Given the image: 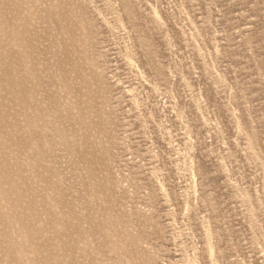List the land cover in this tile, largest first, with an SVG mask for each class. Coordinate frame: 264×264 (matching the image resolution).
I'll return each instance as SVG.
<instances>
[{
    "label": "rangeland",
    "instance_id": "1",
    "mask_svg": "<svg viewBox=\"0 0 264 264\" xmlns=\"http://www.w3.org/2000/svg\"><path fill=\"white\" fill-rule=\"evenodd\" d=\"M0 32V264H264V0H0Z\"/></svg>",
    "mask_w": 264,
    "mask_h": 264
},
{
    "label": "bare ground",
    "instance_id": "2",
    "mask_svg": "<svg viewBox=\"0 0 264 264\" xmlns=\"http://www.w3.org/2000/svg\"><path fill=\"white\" fill-rule=\"evenodd\" d=\"M2 32V31H1ZM0 32V33H1ZM8 32V31H7ZM4 33H5V31H4ZM3 33V34H4ZM8 34V33H7ZM6 35V34H5ZM3 38V37H2ZM5 40V39H4ZM20 40V39H19ZM9 42V41H8ZM24 47V46H23ZM18 50V49H17ZM22 52V51H21ZM24 52V51H23ZM25 53H26V51H25ZM22 55V54H21ZM17 57V56H16ZM7 59V58H6ZM3 60V59H2ZM8 60H9V58H8ZM23 60V59H22ZM1 61V60H0ZM10 63V62H9ZM21 63H23V62H21ZM27 64V63H26ZM19 65V64H18ZM23 65V64H22ZM21 65V66H22ZM16 66V65H15ZM24 66V65H23ZM25 67V66H24ZM14 68V67H13ZM23 68V67H22ZM26 69V68H25ZM23 70V69H22ZM11 71V70H10ZM14 71V70H13ZM17 73V72H16ZM4 74V73H3ZM21 74V73H20ZM26 75V74H25ZM1 88V87H0ZM14 89V88H13ZM16 97V96H15ZM27 97H30V96H27ZM14 98V97H13ZM27 99V98H26ZM24 100V99H23ZM26 108V107H25ZM30 108V107H29ZM27 114V113H26ZM35 120V119H34ZM36 122V121H35ZM32 124H33V122H31ZM31 123H29L31 126H32V124ZM28 124V125H29ZM14 125V124H13ZM34 127L36 126V123H35V125H33ZM28 128H29V126H27ZM37 127V126H36ZM14 129V128H13ZM10 130V129H9ZM7 132V131H6ZM19 133V132H18ZM64 136V135H63ZM2 141H3V139H2ZM10 142V141H9ZM4 145V144H3ZM9 147V146H8ZM15 152V151H14ZM5 157V156H4ZM3 157V158H4ZM19 159V158H18ZM2 162V161H1ZM28 162V161H27ZM32 163V162H31ZM16 165V164H15ZM27 166V165H26ZM5 168V167H4ZM1 174V173H0ZM5 174V173H4ZM9 178V177H8ZM11 186V185H10ZM18 192V191H17ZM19 194V193H18ZM16 200V199H15ZM2 202H3V200H2ZM23 202V201H22ZM3 206V205H2ZM4 208V207H3ZM0 209H2V208H0ZM31 208H29V210H30ZM8 211V210H7ZM14 212V211H13ZM6 213V212H5ZM9 213V212H8ZM20 213V212H19ZM23 214V213H22ZM11 215H12V213H11ZM24 216V215H23ZM8 217V216H7ZM21 221V220H20ZM12 223V222H11ZM49 225V224H48ZM37 226V225H36ZM58 227V226H57ZM10 231V230H9ZM27 232V231H26ZM36 232H38V231H36ZM59 233V232H58ZM21 234V233H20ZM27 234H29V233H27ZM56 234V233H55ZM20 237V236H19ZM11 239V238H10ZM22 240H25V239H22ZM18 241V240H17ZM26 241V240H25ZM21 242V241H20ZM14 243V242H13ZM8 244V243H7ZM15 244V243H14ZM81 244V243H80ZM21 245V244H20ZM60 248V247H59ZM63 248V247H62ZM13 250V249H12ZM16 251V250H15ZM10 252V251H9ZM23 257H24V255H23ZM10 261V260H9Z\"/></svg>",
    "mask_w": 264,
    "mask_h": 264
}]
</instances>
